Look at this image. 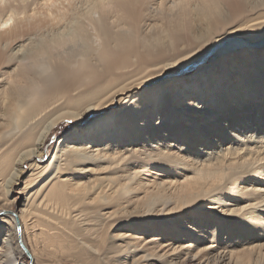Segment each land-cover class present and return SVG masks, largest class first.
<instances>
[{
  "label": "bare ground",
  "instance_id": "obj_1",
  "mask_svg": "<svg viewBox=\"0 0 264 264\" xmlns=\"http://www.w3.org/2000/svg\"><path fill=\"white\" fill-rule=\"evenodd\" d=\"M0 218V264H264V0H0Z\"/></svg>",
  "mask_w": 264,
  "mask_h": 264
},
{
  "label": "rangeland",
  "instance_id": "obj_2",
  "mask_svg": "<svg viewBox=\"0 0 264 264\" xmlns=\"http://www.w3.org/2000/svg\"><path fill=\"white\" fill-rule=\"evenodd\" d=\"M179 71V68L174 67V68H170L169 70H167L166 74L169 76L175 72ZM197 72L194 71H190L188 73V76H191L192 74H196ZM198 76V75H195ZM203 80H205L204 82L206 84H203L204 82L201 81V84L204 85L203 88H201V84H198L194 86L195 89H192L194 91H198L197 93H192L193 97H196L198 99L204 100V99H208L213 101V98H216V96H218L220 93L222 94V97L224 98V100L227 101H234L236 99H241L240 95H239V90H235V87H231L233 86V82H230L231 84H229V82L227 81V77L223 76V77H214V76H205L203 78ZM226 80V81H225ZM226 82V83H225ZM229 86V87H228ZM231 87V88H230ZM245 85H243V89L242 91L245 89L244 88ZM176 89V88H175ZM180 90L182 89V91L184 93H188L189 91H191L190 88H186V87H180ZM230 90V91H229ZM200 92V93H199ZM238 94H236V93ZM252 93H249V95ZM219 98V97H218ZM219 101H222L221 99H218ZM99 116H103L104 120H107L111 117V115H99ZM99 118V117H97ZM97 118L93 119V118H87L85 121V124L82 125V127H84L85 129H90L94 123L97 122ZM77 122L73 121V120H66L63 121L62 123H60L53 131L52 133L49 135L47 143H46V148L48 150L47 155L44 157V161H48L53 153L54 148L56 147L57 142L60 140V138L64 137L65 135H67L68 133H71L72 131H74L75 126ZM29 172L22 174L19 179L18 182L19 183H15V185L13 186L14 191L17 194L19 193L18 190L19 188H23L24 186V181L27 177ZM28 189V187L24 190V192ZM1 193H2V189H1ZM25 194H22V197L20 198V201L18 204H16V206L14 207V212H16L17 209H19L20 204L22 203V201L24 200ZM18 205V207H17ZM66 231H57V233L55 235H61V236H65L66 235Z\"/></svg>",
  "mask_w": 264,
  "mask_h": 264
},
{
  "label": "snow or ice",
  "instance_id": "obj_3",
  "mask_svg": "<svg viewBox=\"0 0 264 264\" xmlns=\"http://www.w3.org/2000/svg\"><path fill=\"white\" fill-rule=\"evenodd\" d=\"M9 23H11V21H9ZM7 26L8 25H4V27ZM4 215H14V213H8L7 210H5ZM15 231V228H9L4 219L0 218V247L4 246L5 238L6 236H9L13 241V248H17L18 241L16 240V237L14 235ZM6 264H29V262H27L26 257L22 254V252L18 254L16 251H13L11 254V258L6 261Z\"/></svg>",
  "mask_w": 264,
  "mask_h": 264
}]
</instances>
